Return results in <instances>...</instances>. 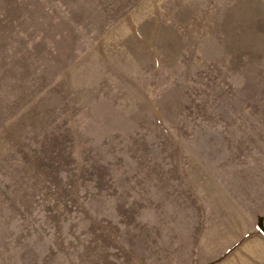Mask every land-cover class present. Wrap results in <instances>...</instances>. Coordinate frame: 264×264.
Masks as SVG:
<instances>
[{
  "label": "rangeland",
  "instance_id": "obj_1",
  "mask_svg": "<svg viewBox=\"0 0 264 264\" xmlns=\"http://www.w3.org/2000/svg\"><path fill=\"white\" fill-rule=\"evenodd\" d=\"M264 0H0V264H264Z\"/></svg>",
  "mask_w": 264,
  "mask_h": 264
},
{
  "label": "water",
  "instance_id": "obj_2",
  "mask_svg": "<svg viewBox=\"0 0 264 264\" xmlns=\"http://www.w3.org/2000/svg\"><path fill=\"white\" fill-rule=\"evenodd\" d=\"M260 226L262 227V229L264 230V226H263V224L262 223H260Z\"/></svg>",
  "mask_w": 264,
  "mask_h": 264
}]
</instances>
